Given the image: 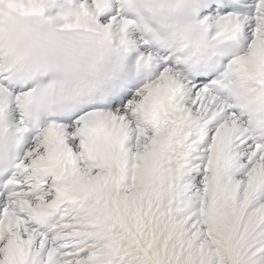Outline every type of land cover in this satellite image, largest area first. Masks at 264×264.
Wrapping results in <instances>:
<instances>
[{"label":"snow or ice","instance_id":"1","mask_svg":"<svg viewBox=\"0 0 264 264\" xmlns=\"http://www.w3.org/2000/svg\"><path fill=\"white\" fill-rule=\"evenodd\" d=\"M0 264H264V0H0Z\"/></svg>","mask_w":264,"mask_h":264}]
</instances>
